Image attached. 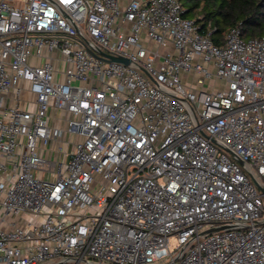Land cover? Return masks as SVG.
<instances>
[{
	"label": "built area",
	"instance_id": "built-area-1",
	"mask_svg": "<svg viewBox=\"0 0 264 264\" xmlns=\"http://www.w3.org/2000/svg\"><path fill=\"white\" fill-rule=\"evenodd\" d=\"M182 11L0 0V264H264V35Z\"/></svg>",
	"mask_w": 264,
	"mask_h": 264
},
{
	"label": "trees",
	"instance_id": "trees-1",
	"mask_svg": "<svg viewBox=\"0 0 264 264\" xmlns=\"http://www.w3.org/2000/svg\"><path fill=\"white\" fill-rule=\"evenodd\" d=\"M182 16L194 19L199 33L222 43L227 31L238 26L243 38L264 35V0H179Z\"/></svg>",
	"mask_w": 264,
	"mask_h": 264
},
{
	"label": "rangeland",
	"instance_id": "rangeland-1",
	"mask_svg": "<svg viewBox=\"0 0 264 264\" xmlns=\"http://www.w3.org/2000/svg\"><path fill=\"white\" fill-rule=\"evenodd\" d=\"M153 49H161V48H159L158 47V45L157 44H155V43H152V46H151ZM55 66L56 67H59V68H65V64L64 63H60L59 65H58V63H56L55 64ZM189 80H191V78H189ZM222 81H220V80H217L216 81V84L214 85L215 87H220V85H222ZM73 84H81V82L80 81H75ZM208 84H213V80H211V81H206L205 82V84H204V87H207L208 86ZM28 109H33V107L30 105L29 107H27ZM54 114H58L57 116H59V117H62L63 115H62V113H60V112H55ZM50 121H49V123H52V119H49ZM73 137L74 136H72V138L71 139H73ZM65 139H70V136H68V135H66V138ZM53 146H55V144L54 145H52V147ZM48 147H50L49 145H48ZM48 147H46V148H48ZM67 147H65L64 146V149H66ZM68 149V148H67ZM43 155V157L44 158H46V159H49V158H53V154H50V151L49 150H47L45 153H43L42 154ZM42 177H44V178H50L49 177V175H47L46 173H43V175H42ZM81 214H86V210H84V209H80V211H79ZM7 216H10V217H12V215H7ZM14 217V216H13ZM24 217H26V218H30L31 217V215H29V214H24ZM169 241H170V248H173L175 245H176V239H175V237H171L170 239H169Z\"/></svg>",
	"mask_w": 264,
	"mask_h": 264
},
{
	"label": "crops",
	"instance_id": "crops-1",
	"mask_svg": "<svg viewBox=\"0 0 264 264\" xmlns=\"http://www.w3.org/2000/svg\"><path fill=\"white\" fill-rule=\"evenodd\" d=\"M23 96L25 97V98H32L33 96H32V94L31 93H29V92H24V94H23ZM55 112H59L58 110H56V109H54V108H49V116H50V119H52V123H50V124H55V125H59L60 124V121L58 122V120H57V115L58 114H54ZM61 113V112H60ZM63 113V112H62ZM63 115V114H62ZM50 121V120H49ZM63 138L65 139L66 138V136H63ZM73 139H75V136L73 137ZM55 144V146H56V144H57V141H51V143H50V147L52 148V145H54ZM55 146H53V148L55 147ZM65 147H67L66 149L67 150H69L71 147L69 146V144H67V145H64ZM50 151V150H49ZM46 152V150H44V149H42L41 150V153L43 154V153H45ZM50 154H52V152L50 151Z\"/></svg>",
	"mask_w": 264,
	"mask_h": 264
},
{
	"label": "water",
	"instance_id": "water-1",
	"mask_svg": "<svg viewBox=\"0 0 264 264\" xmlns=\"http://www.w3.org/2000/svg\"><path fill=\"white\" fill-rule=\"evenodd\" d=\"M110 60L117 61V62H123L125 64L128 63V59L127 58H123V57L110 56ZM261 190H264V189H261Z\"/></svg>",
	"mask_w": 264,
	"mask_h": 264
}]
</instances>
